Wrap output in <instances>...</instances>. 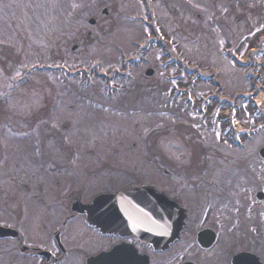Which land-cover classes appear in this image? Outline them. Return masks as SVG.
Here are the masks:
<instances>
[{"label": "rangeland", "instance_id": "obj_1", "mask_svg": "<svg viewBox=\"0 0 264 264\" xmlns=\"http://www.w3.org/2000/svg\"><path fill=\"white\" fill-rule=\"evenodd\" d=\"M29 1L35 11L28 17L35 19L37 32L31 39L16 40L20 53L7 61L18 63L0 73V114L19 115L29 124L38 114L31 129L45 133L53 125L65 134L60 124L72 118L71 136L55 134L49 144L61 157L64 147L71 158L82 146L112 147L123 139L129 145L136 134L130 113L108 105L104 109L85 98L111 99L108 103L124 108L136 107L137 99L153 103L150 108L158 110H150L145 131L158 136L156 146L168 159L188 161L186 147L192 145L206 150L215 197L229 194L226 202L234 207L220 218L227 226L233 218L232 226L237 225L242 192L253 194L252 180L264 187V159L258 153L264 145V0ZM90 17L95 24L88 22ZM75 42L79 44L73 50ZM148 67L153 69L150 75L145 73ZM185 86L214 107L220 106V98L245 103L232 108L222 99L220 116L210 127L203 114L183 102ZM77 98L85 103L76 106L84 107L76 116L69 104ZM233 119L253 129L241 135L244 144L233 139L231 127L223 128ZM29 142L22 141V148L33 151ZM260 209V218L254 215L252 220L260 224L262 219L264 225V201Z\"/></svg>", "mask_w": 264, "mask_h": 264}, {"label": "flooded vegetation", "instance_id": "obj_2", "mask_svg": "<svg viewBox=\"0 0 264 264\" xmlns=\"http://www.w3.org/2000/svg\"><path fill=\"white\" fill-rule=\"evenodd\" d=\"M33 11L29 0H0L2 75L18 63L8 62L20 53L16 40L31 39L37 32L35 19L29 18ZM78 44L71 48L76 50ZM84 100L130 113L136 118L131 123L134 140L129 145L118 140L119 145L104 148L82 146L71 158L62 147L61 157L49 144L55 141L53 135L63 131L53 125L46 133L32 130L38 114L30 124L19 115L0 114V264H264L263 220L260 224L252 220L262 212V182L250 181L256 190L242 192L237 225L232 226L230 218L227 226L220 217L234 207L226 202L229 194L215 197L208 153L196 145L186 147L188 161L168 159L161 153L158 136L155 139L145 131L150 110H158L150 108L153 103L137 99L136 107L124 108L108 103L111 99ZM84 100L69 104L76 116L84 110L76 109ZM124 100L132 101L115 99ZM194 111L207 122L208 113L202 107L195 106ZM71 119L60 124L66 137L75 130L69 129ZM22 141H30L34 150L22 148ZM141 185L155 190L145 195L127 193L130 186ZM150 198L152 205L148 202L147 209L133 201ZM101 204L103 216L96 210ZM167 207L168 224L161 218ZM181 210L184 220L179 233L168 238L167 231L176 232V214L181 215Z\"/></svg>", "mask_w": 264, "mask_h": 264}, {"label": "water", "instance_id": "obj_3", "mask_svg": "<svg viewBox=\"0 0 264 264\" xmlns=\"http://www.w3.org/2000/svg\"><path fill=\"white\" fill-rule=\"evenodd\" d=\"M152 72V69H148L147 70V73L148 74H150ZM260 151H261V153H262V155L264 156V146L260 149ZM127 193H129V194H136V193H138V194H148V193H150V194H152L153 193V189L152 188H150V187H147V186H142V187H138V188H135V187H130V188H128V191H127ZM150 200V201H149ZM148 201L147 200H134L133 199V201L134 202H136V201H138V202H141L143 205H144V207L147 209L148 208V202L152 205V199L150 198ZM162 198H161V203H162ZM162 216H165V218H169L170 217V214L167 212V210H165V212H163L162 214H161V217ZM177 219H178V226L180 227V217H177ZM182 219V218H181Z\"/></svg>", "mask_w": 264, "mask_h": 264}, {"label": "snow or ice", "instance_id": "obj_4", "mask_svg": "<svg viewBox=\"0 0 264 264\" xmlns=\"http://www.w3.org/2000/svg\"><path fill=\"white\" fill-rule=\"evenodd\" d=\"M217 138H219V132H217ZM98 212H100L101 216L106 215L103 205H99L98 208L96 209Z\"/></svg>", "mask_w": 264, "mask_h": 264}]
</instances>
